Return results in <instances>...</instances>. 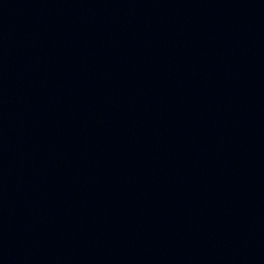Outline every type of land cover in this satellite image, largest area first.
Instances as JSON below:
<instances>
[{
  "label": "water",
  "instance_id": "1",
  "mask_svg": "<svg viewBox=\"0 0 264 264\" xmlns=\"http://www.w3.org/2000/svg\"><path fill=\"white\" fill-rule=\"evenodd\" d=\"M0 264H264V0H0Z\"/></svg>",
  "mask_w": 264,
  "mask_h": 264
}]
</instances>
